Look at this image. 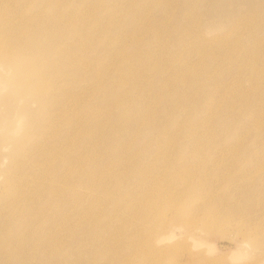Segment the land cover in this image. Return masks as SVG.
Listing matches in <instances>:
<instances>
[{"label": "rangeland", "instance_id": "obj_1", "mask_svg": "<svg viewBox=\"0 0 264 264\" xmlns=\"http://www.w3.org/2000/svg\"><path fill=\"white\" fill-rule=\"evenodd\" d=\"M62 1L0 0V264H264V0ZM54 19L41 106L3 51Z\"/></svg>", "mask_w": 264, "mask_h": 264}, {"label": "bare ground", "instance_id": "obj_2", "mask_svg": "<svg viewBox=\"0 0 264 264\" xmlns=\"http://www.w3.org/2000/svg\"><path fill=\"white\" fill-rule=\"evenodd\" d=\"M62 2H63L62 0H59V2L56 4L54 8H56L60 3L62 4ZM92 11H93V5H90L84 11L81 9H78L77 14L87 19L92 15ZM86 12L90 13L89 17H87L88 14ZM219 13L220 11H218V9L212 12L213 15H217ZM255 13H257L256 9L253 11V14L251 13L249 15L250 18H248L250 19L249 21L251 22V24H253L254 28H255V24L253 20H254ZM233 18L235 20L236 18L235 15L233 16ZM48 22L46 21L45 24L47 25ZM236 23H239V21L235 22V24ZM28 29L30 31L28 37H27V34L22 32L21 40L19 42V49L16 48L18 50L15 52L12 49L13 40L17 39L18 35L12 34L11 39L6 38L5 43H7V48L6 50L3 51L4 52L3 56L4 58H6L7 65L9 64L8 63L10 59L9 57L12 56L13 65L15 67L19 66V68L24 73L23 74V73L18 72L13 82L14 84H16L15 86L17 89L18 96L19 97H27V96L35 97L36 99L40 101L39 104L43 106L44 101H46V104L51 101L49 97L52 94V91L50 93L49 91L57 88L56 82H63V78H65V80L73 78L75 73L80 71V67L75 65L76 61L71 62L69 59L79 58V60L84 59L85 62H87L88 60L85 57L82 59L79 56L77 49H68L65 46L66 43L72 38V34L74 31L69 28V24L67 21H63L61 19H54L49 23V26H46L43 29H41V27L39 30H36V31H34L32 28H28ZM26 37L28 39V44L25 41ZM54 41L59 42V46L54 44ZM71 47H75V46L71 45ZM255 47H258L256 42L254 43L252 48H255ZM246 55L250 56L252 59H258V54L252 50H250V52L247 53ZM26 60L28 61L26 62ZM30 63H33L34 65ZM158 72L161 75L165 73L163 68L158 69ZM29 74H31V76H29ZM23 75L25 76V79L20 78V77H23ZM62 94L63 93L60 92L58 96L54 97V101H53L54 106L55 105L58 106L60 104ZM42 100H44L43 103H41ZM69 108H70V105H67V104H65V106H61V108L60 106L57 109L53 108V111L50 115V118H53V122L50 126H48L45 129L44 133L42 134L41 140L43 137L46 138V135H49L53 131L57 130L58 125L67 116L66 113ZM27 110H29V107ZM44 117H47V115L45 114ZM39 144L35 146V151H37ZM42 147L43 145L40 146V149ZM184 222H181V223L184 224ZM189 227L191 228V225H189ZM205 230L208 231L210 229L206 227ZM186 237L194 238L192 237V234L190 233H188Z\"/></svg>", "mask_w": 264, "mask_h": 264}]
</instances>
